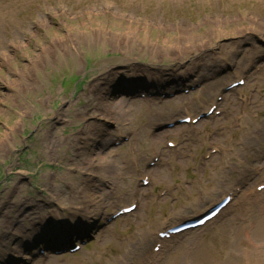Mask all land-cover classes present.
<instances>
[{"label":"rangeland","instance_id":"obj_1","mask_svg":"<svg viewBox=\"0 0 264 264\" xmlns=\"http://www.w3.org/2000/svg\"><path fill=\"white\" fill-rule=\"evenodd\" d=\"M263 181L264 0H0V264H138L227 193L232 207L143 264H264ZM86 187L84 235L33 256Z\"/></svg>","mask_w":264,"mask_h":264},{"label":"bare ground","instance_id":"obj_2","mask_svg":"<svg viewBox=\"0 0 264 264\" xmlns=\"http://www.w3.org/2000/svg\"><path fill=\"white\" fill-rule=\"evenodd\" d=\"M123 39H125V38H122V39H120V40H117L116 41V44L118 45V46H120V45H124L125 43H126V40H123ZM201 68V67H200ZM194 71V70H193ZM195 72V71H194ZM146 73V72H145ZM196 74L198 73V72H195ZM156 75H158V74H156ZM164 75H166V74H164ZM164 75H163V77H161L160 79H159V81H156V80H154V78H147L148 80H146L145 82L147 83H144V84H146V87L147 88H150V87H154L155 85H157V86H159V82L160 83H162V79H164ZM147 76V75H146ZM167 76H168V74H167ZM169 76L171 77V79H172V81H174L175 83H179V82H181V81H183V77H181V79L180 78H178L179 76H177V74L176 73H174L173 74V76H171V74H169ZM118 75L117 76H114V80H115V78H116V80H118ZM178 78V79H177ZM239 79H237L236 81H238ZM152 81V83H154V84H149L150 82ZM168 81V79H166L165 80V82H167ZM235 82V81H234ZM163 83H164V81H163ZM233 83V81L231 82V83H229L228 85H230V84H232ZM228 85H226V86H228ZM225 86V85H224ZM225 86V87H226ZM115 88L111 91V96L113 97L114 95H115ZM107 92H108V90H107ZM227 96V95H226ZM224 97V99H223V102L224 101H227V97ZM153 100H151L150 102H152ZM111 107L112 108H114V107H119V106H117L116 104L114 105V106H112L111 105ZM209 109H207V111H208ZM109 114L111 113L112 114V112H111V110L108 112ZM189 116H188V114L187 115H185V116H183V117H181L182 119H184V118H188ZM117 120V119H116ZM181 130H183V129H181ZM155 155H157V153L155 154ZM157 163H159V160H158V162ZM157 164H154V167L156 166ZM82 171H84V169H80L79 170V173H81V174H85V173H88L89 172V170L88 169H85V173L84 172H82ZM151 184V182L149 183V185ZM148 185V186H149ZM90 191H91V189L90 188H88V187H86L85 189H80L78 192H77V197L75 198V199H77V198H79V200H75L74 202H81L80 204H71V206L68 208V207H64L63 206V204L62 203H60V204H57L59 207H57V210L59 209V210H61V211H63V212H66V214H65V216H63L62 218H58V222L57 223H59V221L60 222H72L73 224H71V226H70V228H69V230L68 229H66V232H67V234H62L58 239H54V240H57V241H59V240H61V239H63L61 242L62 243H65V242H67L68 240H70L71 238H74V237H77V238H79V237H81V236H83L84 234V232H81V229H83V230H86L87 229V225L86 224H89V222L92 220V216H93V213L95 212V210L93 209V207H91V206H88V205H85L84 206V203H85V201L86 202H88L89 200H87L86 199V197L88 196V193H90ZM140 191H142V190H140ZM256 193V192H255ZM257 195H259V197H262V196H264V191H262V192H260V193H256ZM226 195V194H225ZM225 195H223V197L225 196ZM81 200V201H80ZM219 200V198L218 199H216V198H214V199H211L210 201L213 203V202H217ZM210 202V204H207V205H204L205 207H203V209H201V211L202 210H204L205 208H207V207H209V206H211V203ZM215 204V203H214ZM60 206H62L61 208H60ZM213 206V205H212ZM127 207V206H126ZM262 209H260V211H264V203L262 204ZM62 209H65V210H62ZM94 210V211H93ZM198 214H200V213H198ZM198 214H196V215H198ZM56 216H58V215H56ZM48 217H54V214H48ZM264 217V216H263ZM47 218V217H46ZM46 218H41V219H39V222L40 223H42V221H45L46 220ZM263 220V230H264V219H262ZM176 224V223H175ZM47 225V221L46 222H44V226H46ZM48 226V225H47ZM49 227H50V230L49 231H47V229H41V230H39V233H38V235L39 236H45V238H44V240H48V241H50L52 238H53V236H54V234H51L52 232V230H54L55 228H57V226H55V225H49ZM59 228H60V231H62V225H59L58 226ZM63 228H65V227H63ZM32 230H34V231H36V227L35 226H33L32 227ZM70 232H72V234H70ZM189 232H191V231H186L185 233H182V234H180L179 236H184V235H186L187 233H189ZM27 237H30L31 238V235H28ZM24 238V237H23ZM156 242L158 243L159 242V239L157 240L156 239ZM166 242V241H165ZM164 242V243H165ZM168 243V242H167ZM155 246V245H154ZM153 246V247H154ZM144 257V256H143ZM143 257H141L139 260H138V264H141V262H143L144 261V258ZM124 259H122V261H123Z\"/></svg>","mask_w":264,"mask_h":264}]
</instances>
